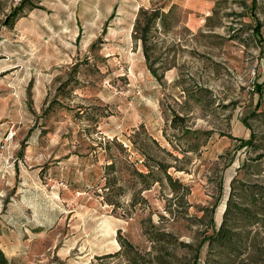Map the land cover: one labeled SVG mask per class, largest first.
<instances>
[{
	"label": "rangeland",
	"instance_id": "374dc122",
	"mask_svg": "<svg viewBox=\"0 0 264 264\" xmlns=\"http://www.w3.org/2000/svg\"><path fill=\"white\" fill-rule=\"evenodd\" d=\"M0 247L264 264V0H0Z\"/></svg>",
	"mask_w": 264,
	"mask_h": 264
},
{
	"label": "trees",
	"instance_id": "16d2710c",
	"mask_svg": "<svg viewBox=\"0 0 264 264\" xmlns=\"http://www.w3.org/2000/svg\"><path fill=\"white\" fill-rule=\"evenodd\" d=\"M22 2H24V0H21V3ZM172 7L173 6H170L168 11H166V12L162 11L161 8L153 9L152 11H150V13H149L147 19H145V21H143L142 15L146 14L147 11L145 9H143V8L139 9V11L137 12V15H136L135 23H134V37L135 38L137 37L138 32L141 33L140 40H141L143 46H144V43H146V40H145L146 39V35H147L148 31L150 30V28L152 27L153 23L155 21H161L162 19H164V17L171 12L170 10H172ZM143 52L145 54V57L148 59L149 53H148V49H146V47H143ZM247 143L250 144L251 142L248 141ZM120 145H122V144H120ZM110 165H113V163L110 164ZM155 167L157 169H159V170H162V171L166 172V167L165 166H161V163H159V162H156ZM152 170H153L152 167L149 166V171L147 173H143V172L138 171L137 175L139 177H141V178H144L148 174L150 175V173H152ZM166 177L168 179H171L169 175H166ZM107 180L109 181V179H107ZM155 181H158V179H153L152 182L146 183L142 187L144 189L150 188L151 184L153 182H155ZM108 183L109 182H107V184ZM230 208H231V198H229L228 201H227V206H226V209L224 211V215H225L224 217H226V215H227V213H228ZM224 221H225V219L220 224L219 229L214 231L209 236L210 243L219 242V241H220V243H222L223 241L229 239L228 233L224 231ZM162 236L166 237L167 233L158 231V233H155V235H149V240L151 242L155 243V242L160 241L161 240L160 238ZM121 245H122L121 249L122 248L126 249V248H130L131 247V245L127 241H124V240L123 241L121 240ZM136 254H138V253H136ZM139 259L133 257V258H131L129 260V262H130V264H156L153 261L146 260L143 255L142 256L140 255ZM8 263H9V260H8L7 256L5 255V253L3 252V250L0 247V264H8Z\"/></svg>",
	"mask_w": 264,
	"mask_h": 264
},
{
	"label": "crops",
	"instance_id": "0c3cea01",
	"mask_svg": "<svg viewBox=\"0 0 264 264\" xmlns=\"http://www.w3.org/2000/svg\"><path fill=\"white\" fill-rule=\"evenodd\" d=\"M179 0H177V2H178ZM213 10V9H212Z\"/></svg>",
	"mask_w": 264,
	"mask_h": 264
}]
</instances>
